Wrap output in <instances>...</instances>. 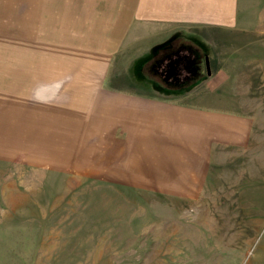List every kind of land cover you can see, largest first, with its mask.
Segmentation results:
<instances>
[{"label":"rangeland","instance_id":"374dc122","mask_svg":"<svg viewBox=\"0 0 264 264\" xmlns=\"http://www.w3.org/2000/svg\"><path fill=\"white\" fill-rule=\"evenodd\" d=\"M206 39V77L183 95L135 79L149 78L132 67L143 55L115 57L104 83L150 90L176 110L165 120L158 108L111 134L82 126L80 137L47 138L77 142L18 143L0 100V264H264V0H238L235 25ZM22 50L6 47L0 25V69ZM41 106L55 114L47 122H64ZM220 118L245 134L224 138Z\"/></svg>","mask_w":264,"mask_h":264},{"label":"crops","instance_id":"0c3cea01","mask_svg":"<svg viewBox=\"0 0 264 264\" xmlns=\"http://www.w3.org/2000/svg\"><path fill=\"white\" fill-rule=\"evenodd\" d=\"M237 12L238 0H0V25L5 27L6 47L23 49L20 55H7L11 66L0 69L5 74H0V79H5L0 86L5 95L0 100L7 104L6 126L18 143L30 141V134L38 136L35 142L63 143L77 140L47 138L80 137L82 126L97 131L102 127L105 135L111 134L114 127H135L139 124L136 119H151L142 111H153L156 118L158 108L161 114L157 118L165 120V112L172 115L176 110H172L173 106L167 110L168 105L160 104L150 90L133 84L121 87L120 83H104L114 76L115 57L131 50L133 59L147 54L173 32L180 34L171 41L170 51H180L181 46L191 43L187 38L189 28H193L191 35L209 44L207 31L213 35L222 27H232ZM67 47L71 48L69 57L62 56L61 49ZM30 48H35L36 54L27 51ZM170 51L166 47L159 49L154 59ZM141 69L148 76V68ZM127 75L124 71L126 81ZM184 87L187 86L174 90ZM39 88L44 91L36 90ZM36 94H43L38 102ZM53 96L55 100L47 101ZM43 103L53 104V109L60 111L58 119L64 122L49 123L47 120L55 114H38L48 109L41 106ZM220 120V126H214L224 138L245 134L242 121ZM53 127L57 128L51 131ZM61 127L73 129L63 133L58 130Z\"/></svg>","mask_w":264,"mask_h":264},{"label":"trees","instance_id":"16d2710c","mask_svg":"<svg viewBox=\"0 0 264 264\" xmlns=\"http://www.w3.org/2000/svg\"><path fill=\"white\" fill-rule=\"evenodd\" d=\"M178 34L180 33L177 32L164 42L151 47L147 54L133 62L132 67L134 66L136 70H139L141 66H146L149 73V78H141L138 71H136L133 73L135 79L138 78L146 81L155 90L163 94H179L192 89L206 77L205 75H201L200 68L202 67L205 56L209 57L208 45L204 44L196 36L190 35L187 36V38L191 43L181 46L183 49L177 52L176 50H168L171 49V41L178 36ZM164 47L170 52L164 54L159 59H154L158 50ZM181 52H183L184 55H180ZM184 72L187 73V75H184ZM161 83H165V86ZM186 83H188V85H186ZM167 85L187 87H184L182 90H170L165 88Z\"/></svg>","mask_w":264,"mask_h":264},{"label":"water","instance_id":"95a60500","mask_svg":"<svg viewBox=\"0 0 264 264\" xmlns=\"http://www.w3.org/2000/svg\"><path fill=\"white\" fill-rule=\"evenodd\" d=\"M205 60H206V66H207V57H205ZM207 73H209V72H207Z\"/></svg>","mask_w":264,"mask_h":264},{"label":"bare ground","instance_id":"6f19581e","mask_svg":"<svg viewBox=\"0 0 264 264\" xmlns=\"http://www.w3.org/2000/svg\"><path fill=\"white\" fill-rule=\"evenodd\" d=\"M17 243V242H16Z\"/></svg>","mask_w":264,"mask_h":264}]
</instances>
